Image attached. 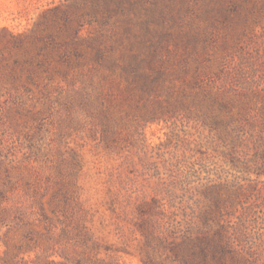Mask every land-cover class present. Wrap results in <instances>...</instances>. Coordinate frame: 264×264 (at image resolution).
I'll list each match as a JSON object with an SVG mask.
<instances>
[{
  "label": "rangeland",
  "instance_id": "rangeland-1",
  "mask_svg": "<svg viewBox=\"0 0 264 264\" xmlns=\"http://www.w3.org/2000/svg\"><path fill=\"white\" fill-rule=\"evenodd\" d=\"M57 2L0 0V264H144L140 202L196 208L214 182L225 185L229 225L247 210L248 245L263 242L264 264V170L254 167L264 163V0L203 20L186 49L160 50L167 84L233 91V118L259 138L258 154L249 143L237 159L204 120L135 118L119 69L51 51L31 63L39 44L10 34Z\"/></svg>",
  "mask_w": 264,
  "mask_h": 264
},
{
  "label": "trees",
  "instance_id": "trees-1",
  "mask_svg": "<svg viewBox=\"0 0 264 264\" xmlns=\"http://www.w3.org/2000/svg\"><path fill=\"white\" fill-rule=\"evenodd\" d=\"M249 2L252 5V0H58L40 10L28 33L10 35L39 44L38 54L31 60H37L38 68L51 51L61 61L89 56L97 65L119 69L128 91L122 101L138 112L135 118L159 121L181 115L204 120L225 142L228 154L237 159L238 150L249 143L258 154L259 138L248 136L245 125L233 118L229 107L233 91H209L201 84L195 88L175 87L171 81L167 84L165 78L172 66L160 50L169 41L186 49L184 44L191 42V30L200 22L229 9H242ZM86 26H92L93 31L83 35ZM263 132L264 129L255 130L258 137ZM245 162L239 163L250 164L248 159ZM254 167L264 170V163ZM222 186L221 182L205 183L207 202L197 199L196 208L167 205L157 196L142 200L136 209V224L142 234L138 241L143 263L260 264L263 242H256L253 248L248 245L246 209L234 223H227L230 210L218 194ZM232 208L235 210L236 205L232 204ZM67 263L68 259L61 262Z\"/></svg>",
  "mask_w": 264,
  "mask_h": 264
}]
</instances>
